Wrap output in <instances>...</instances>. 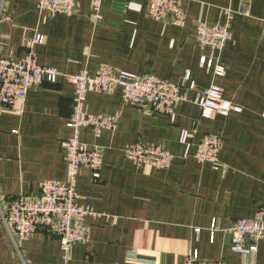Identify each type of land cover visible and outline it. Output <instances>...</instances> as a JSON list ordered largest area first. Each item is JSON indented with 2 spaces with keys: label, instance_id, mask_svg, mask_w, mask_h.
<instances>
[{
  "label": "crops",
  "instance_id": "1",
  "mask_svg": "<svg viewBox=\"0 0 264 264\" xmlns=\"http://www.w3.org/2000/svg\"><path fill=\"white\" fill-rule=\"evenodd\" d=\"M37 1L5 0L0 13V57L19 59L38 34L39 65L60 74L54 84L29 89L19 112L0 104V264H63L59 240L45 231L14 247L2 215L18 197L36 198L41 181L66 180L60 145L73 137L67 77L83 71L92 77L100 69L169 81L181 86L186 101L171 122L124 104L119 91L87 94L84 110L114 117L117 126L98 137L80 131L82 144L100 149L102 165L98 181L87 169L78 174L80 205L94 215L84 218L88 242L74 245L67 264H183L191 252L201 261L264 264V240L239 256L230 235L234 221L264 207V0H184V27L150 18L149 0H103L98 14L93 0H78L71 17L41 16ZM225 10L233 12L231 41L216 60L225 74L216 77L200 65L208 51L196 42V25L217 23ZM186 73L195 90L183 83ZM211 85L240 112L202 118L195 99ZM206 134L221 139L218 170L194 157ZM139 141L163 146L173 156L170 166L142 170L127 161L125 148Z\"/></svg>",
  "mask_w": 264,
  "mask_h": 264
},
{
  "label": "built area",
  "instance_id": "2",
  "mask_svg": "<svg viewBox=\"0 0 264 264\" xmlns=\"http://www.w3.org/2000/svg\"><path fill=\"white\" fill-rule=\"evenodd\" d=\"M4 1L0 0V13ZM183 1L149 0L147 14L154 20L169 21L176 27H184ZM77 2L78 0H38L36 10L41 16L71 17ZM102 2L103 0L92 1L95 13H99ZM232 19L233 12L225 10L223 18L217 23L196 25V42L201 51H208V56L200 57V65L208 70L213 69L216 77H223L225 74V67L216 64V60L225 45L231 41ZM43 44V37L37 34L33 37L29 50L19 59L0 57V104L14 113L24 106L29 89L43 82L54 84L60 76L57 69L39 65L34 47ZM67 79L73 85L72 114L67 124L73 131V137L60 145L67 153L66 180L41 181L36 198L20 196L10 202L2 215V224L14 247L29 240L38 231H45L59 240L63 264L70 261L74 245L88 242L89 228L84 224V218L94 215L88 207L80 205L76 192L78 174L82 169H87L92 179L98 181L102 165L100 149H88L82 144L79 139L80 131L90 129L98 137L101 132H112L117 126L114 117L90 115L84 110L87 94L94 92L111 96L119 91L124 104L163 114L171 122L175 119L176 107L186 101L181 93V86L154 76L139 77L123 71L100 69L92 77L83 71ZM183 83L189 90L196 89L189 73L185 74ZM195 104L204 119H211L215 115L226 117L230 112H240V109L223 100L221 89L214 85L199 91ZM187 138L188 132L182 131L180 142L186 144ZM220 150V137L206 134L198 142L194 157L198 163H209L218 170ZM124 158L138 169L157 171L168 168L173 160V156L163 146L140 141L125 148ZM230 235L233 254L246 256L254 253L257 243L264 240V207L258 208L251 219L234 221ZM246 241L250 242L249 245H246ZM183 264L222 263L201 261L197 254L191 252L185 256Z\"/></svg>",
  "mask_w": 264,
  "mask_h": 264
}]
</instances>
